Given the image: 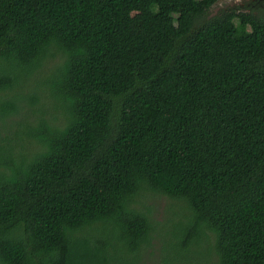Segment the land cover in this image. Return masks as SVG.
<instances>
[{
  "label": "trees",
  "instance_id": "1",
  "mask_svg": "<svg viewBox=\"0 0 264 264\" xmlns=\"http://www.w3.org/2000/svg\"><path fill=\"white\" fill-rule=\"evenodd\" d=\"M218 1L0 0L5 123L61 57L0 141V264H264V14Z\"/></svg>",
  "mask_w": 264,
  "mask_h": 264
},
{
  "label": "rangeland",
  "instance_id": "2",
  "mask_svg": "<svg viewBox=\"0 0 264 264\" xmlns=\"http://www.w3.org/2000/svg\"><path fill=\"white\" fill-rule=\"evenodd\" d=\"M231 9H234L237 12L247 11V12L264 14V0H220L211 8L210 14L217 15L222 11L231 10ZM133 15L134 18L138 20L140 14L138 12H134ZM60 58L56 57V55H51L47 60L44 61L43 64L45 66L40 68L39 72L36 73L33 76V78L30 77L25 82L23 87H19V86L15 87V89L11 91L10 94L8 95L1 93L2 96H11L14 93H17L18 95L25 97V99L18 102L20 105V113L17 115V117H12L11 119L17 121L18 118H22V115L25 112V110L21 108L30 104L28 96H31L32 94L33 95L37 94L40 98L43 96L45 90L44 83H42L40 86L36 84L39 83L38 80L41 77L42 79H44V77L51 74L52 72L51 67H53L55 63H57L60 60ZM54 113L56 117L61 116L60 112H54ZM3 119L6 121V123L0 118V141L4 137L12 135V131L9 125L11 124V122H13V120L11 121L10 118H3ZM148 204L153 206V212L155 213L157 220L161 223H166L168 221V218H170V215L173 212L181 213V214L184 213L182 210L184 205L181 202L176 201L164 194L154 195L148 200ZM159 232H169V228L162 226L159 228ZM149 256L150 257L148 258V260L146 262L143 261L142 264H165L163 261L162 244L159 240L157 239L154 240L153 252L149 254Z\"/></svg>",
  "mask_w": 264,
  "mask_h": 264
}]
</instances>
